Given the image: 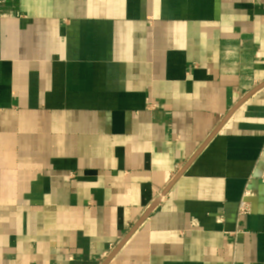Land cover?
Here are the masks:
<instances>
[{"label": "crops", "instance_id": "1", "mask_svg": "<svg viewBox=\"0 0 264 264\" xmlns=\"http://www.w3.org/2000/svg\"><path fill=\"white\" fill-rule=\"evenodd\" d=\"M1 11L0 264H264V0Z\"/></svg>", "mask_w": 264, "mask_h": 264}, {"label": "built area", "instance_id": "2", "mask_svg": "<svg viewBox=\"0 0 264 264\" xmlns=\"http://www.w3.org/2000/svg\"><path fill=\"white\" fill-rule=\"evenodd\" d=\"M7 2H8V0H0V15H1V13H2V11H1V7L4 6ZM248 195H249L248 192L245 193L243 199H242L241 202H240L239 213H240L241 215H242V214H243V215H244V214H247V213H249V211H250V205H249V203H248V201H247V199H246V196H248ZM194 224H195V223H194Z\"/></svg>", "mask_w": 264, "mask_h": 264}, {"label": "water", "instance_id": "3", "mask_svg": "<svg viewBox=\"0 0 264 264\" xmlns=\"http://www.w3.org/2000/svg\"><path fill=\"white\" fill-rule=\"evenodd\" d=\"M216 132H217V130L215 131V133H216ZM215 133H214V134H215ZM214 134H213V135H214ZM195 157H196V155H195ZM195 157H194V158H195ZM194 158L189 162L188 165H190V164L192 163V161L194 160ZM182 174H183V172H181V173L178 175L177 178H179ZM177 178H176V179H177ZM176 179H175V180H176ZM152 208H153V207H152ZM116 252H117V251H116ZM116 252H114V253H113V254H112V255H111V256L105 261L104 264H108V262L112 259V257L115 255Z\"/></svg>", "mask_w": 264, "mask_h": 264}]
</instances>
